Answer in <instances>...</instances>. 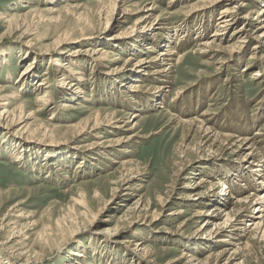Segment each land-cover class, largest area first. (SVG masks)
Returning <instances> with one entry per match:
<instances>
[{"label":"rangeland","instance_id":"1","mask_svg":"<svg viewBox=\"0 0 264 264\" xmlns=\"http://www.w3.org/2000/svg\"><path fill=\"white\" fill-rule=\"evenodd\" d=\"M134 1L140 2V5H133L132 14L129 15L121 28L101 30L99 22L92 20L85 30H82L87 35L75 38L68 43L65 49V56L71 57L70 52L78 47L98 48L102 44V48L103 46L104 49L107 47L106 50L112 52L110 59L118 54L122 56L118 63L113 61L108 63L110 68L115 64L122 65L129 57L138 60L143 56V53L137 52L138 54L134 55L136 52L132 53V50H128V43L118 46L115 43H109L107 38L117 30L133 29L137 19L144 13L145 5L151 2H155L158 6L157 14L165 13V11L170 12L166 15L170 16V23L177 26L174 31L170 29L172 34L169 36V46H178L174 47L176 52L186 54V56L173 68L171 79H169V82H172L164 84L170 86L166 88L168 92H165V95H161V92L156 94L157 99L150 107L138 106L142 109H140L141 118H138L140 129H137L136 132L140 131L139 135L143 137H137L119 148L111 147V151L108 153L110 157L118 161L127 157L132 159L131 167L140 172L136 180L139 181L143 178L138 182L142 183V187H139L140 185L137 183V192H132L136 194L130 197V201H126V198H121V194L118 192L113 198L114 200H110L114 193L113 178L111 177L112 174L113 177L118 176L115 171L118 164L104 158L105 154L101 155V153L87 150L86 145L92 142L94 133L80 136L77 134V127L65 128L61 126L77 123L88 117L101 119L108 111H118L119 118L129 114L130 111H133L131 107L135 105V100L125 99L122 93L119 94L117 86L122 80L129 84L128 82L132 80L135 82L137 78L131 80H125L124 77L111 79L109 75L103 73L105 70L108 71L109 67H95L93 70L92 65L89 64V58L83 61L79 60L80 63L84 62L86 65L85 77L88 81H86L88 96L86 100H79L81 105L77 104L76 107L80 105L81 108L66 111L60 107L62 102L69 101V95H66L58 86L60 77V73L57 71L58 66L54 64L53 60H49V56L40 60L38 55L42 52L39 49L53 48L56 35L59 36L66 28L78 24L76 17L80 12L84 17L86 15L90 18L93 17L97 5L92 4L93 0H0V14H4L6 18L1 19L0 17V86L5 88V93H11V89L15 86L19 88L20 83L16 84L17 79L20 78L23 68L32 61L36 66V73L29 75L31 82L38 85L43 81L44 74L48 75L50 90L53 92V96L55 95L54 107L59 109L55 113L51 108L43 109L39 111L38 115L45 123L60 125L53 138L46 139L50 142L37 144L36 142L23 141L22 145H20L22 138L18 136L20 134L15 135L14 131L8 132L3 127L4 125H0V223L6 224L10 219L16 220V215L21 212L26 215L30 214L31 216L22 221L23 223L32 219L36 222V225L27 232L30 235L28 240H31L30 244L34 242L40 231L43 232V226L55 227L58 224V246L61 245V247L47 252L44 264H189L188 258L191 255L198 259L194 261L195 264H200V261L213 264L215 256L211 260L208 256L221 252L225 247L228 249L238 248L236 257L229 260L227 264H264V241L254 239L253 235L245 237L237 245L228 244L224 240L230 239L235 242L239 235L236 238H231L226 232L216 238H201V233L194 234V231L200 226L202 219L198 223L190 222L183 228V232L176 231L179 223L191 218L200 207L205 210L213 207V202L202 206L194 205L186 200L176 204L173 200L168 201V205L164 209H161L156 203L155 207L163 210L156 221H151V223L147 220V222L138 221L129 225L133 217L129 220L128 218L122 221L118 220L139 197L144 196L146 199L148 195L153 194L157 198L159 194H165L166 190H170L171 184L175 183L173 180L177 178L174 173L178 162L177 148L180 145H189L191 150L189 149L187 156L197 158V147L199 148L202 134L191 129L189 125L179 123L178 120L200 116L205 110L215 114L212 127L218 133L235 135V138L248 136L247 138L252 139L253 137L257 144L255 146L258 150V160H262L261 168L264 167V81L254 75L255 70L264 69V61L250 59L256 40L248 42L246 49L235 54L227 50L199 53L196 51L198 44L203 38V41L211 38L217 23L216 17L225 3L211 6V12L208 9L199 17H190L188 15L190 5L201 2V0H181L179 3L175 1L174 3L173 0H133L130 5ZM240 1L234 0L235 3ZM68 4L79 5L80 8L74 7L68 11L69 13L66 10L58 13V27L52 25L39 27L38 36L40 39L36 37L33 39L32 49L34 50L32 51L27 40L35 35L26 39L23 35L24 27L22 30H18L17 24L31 23L32 16L35 17L34 20H37V14L45 17L48 14L47 8L56 6L63 9L69 6ZM260 4L261 0H255L240 12L245 13L252 9H258ZM32 10H35L36 13L32 14ZM39 10L43 12H37ZM59 19L62 20L61 23ZM251 22H254L255 25L259 23L255 20ZM177 23H181L183 26L189 24L190 28H186L188 32H183L185 28L180 27ZM241 23L242 21H238L236 25L227 29L224 36H230L233 29ZM201 27H205V36L200 34ZM42 35L45 37H41ZM135 39L133 41H137L139 38ZM151 41L153 40H144V46L149 45ZM164 46L166 44L162 43L160 47L156 48V52L152 53L158 54L159 48ZM261 51L264 53V47ZM154 55L151 54V56ZM7 58L9 61H4ZM61 59L63 61V56ZM224 61L225 63L221 64ZM244 68L246 71H243ZM72 79L73 76L69 78V81L75 82ZM114 80L116 81L112 86L111 81ZM159 82L154 79V81H144V84L146 87H151L158 85ZM36 92L33 89L21 90L18 96L20 99L15 104L22 101L32 103ZM145 96L147 94H138L135 97L144 101ZM124 103L128 105H124ZM107 126L99 129L100 134L104 135L103 140L132 133L131 130L126 129L129 126H126L123 134H119V132L110 134L106 130ZM6 142L10 146L18 145L15 147L17 150L14 152L4 150L3 145ZM219 145L220 143H218ZM126 147L130 148L132 153H124ZM46 156L48 160L45 159ZM83 156L86 157L83 158ZM211 156L195 161L185 171L184 175L186 176H182L176 181V192L193 190L195 187L184 186L187 183L193 184L199 182L201 178H206L208 182L203 185L205 189L200 186L196 191L204 189L208 195L215 191V197L220 198L222 196L219 193L223 190L221 180H226V176L235 181L234 183L228 182L232 183L230 185L233 192H236L235 188H242L241 191H238L241 196L253 191L257 186H262V178H259L257 171H249L240 162L238 156L231 153L230 150L219 157L210 158ZM16 157H19V160ZM206 161L210 163L208 164ZM204 165H208L210 168H206ZM192 168L196 169L195 176L187 173ZM234 173L236 178H234ZM189 175H191L190 178L187 177ZM255 178L257 179L255 180ZM236 181L240 182L236 183ZM212 183L217 185L212 188ZM233 195L235 196L233 200L236 201L237 193ZM234 206L235 203H231L227 205V209L232 210ZM173 209L183 212L181 215H177V218L172 219V216L167 214ZM251 210L252 206L248 208L247 213ZM4 217H6L5 221ZM93 217H96V220L92 223ZM116 226H120L122 229L115 237L104 233L106 228L114 229ZM77 230V233L71 235L73 231ZM241 232L243 231L239 233ZM8 233L7 230L0 232V264H7L8 260L12 264H25L24 257H13L1 246L3 243L6 244ZM14 238L21 239V237ZM125 240L132 241L130 248L121 244ZM136 242H141L152 250L151 257H149L153 260L152 262L146 263L145 259L147 258L143 259L132 251ZM80 251L85 254L83 259L75 254ZM229 254L223 255L218 263L224 264L228 261ZM180 257L181 259H178ZM77 258H79V263L76 262Z\"/></svg>","mask_w":264,"mask_h":264},{"label":"bare ground","instance_id":"2","mask_svg":"<svg viewBox=\"0 0 264 264\" xmlns=\"http://www.w3.org/2000/svg\"><path fill=\"white\" fill-rule=\"evenodd\" d=\"M131 1L133 0H93L92 4L97 5L96 10L94 11L93 17H89L84 15L80 12V14L76 17L78 19L77 25L73 27L66 28L59 36L56 35L53 48L47 49H39L42 52L38 53L39 59L46 58L49 56V60H53L54 64L57 65V71L60 73L59 77V88H61L66 95H69V101H64L61 103V107L63 110L72 111L76 110L77 108H81L82 106L80 103V99H85L88 96V92L86 91V81L87 78L85 77L86 73V65L85 63H80L79 60H84L89 58V64L92 65V69L94 70L95 67L102 68V67H109L107 64L110 62H116L121 60L122 56L118 54L113 59H110V54L112 53L110 50L102 48V44L100 47L94 48L88 46L87 48L78 47L70 52L72 55L71 57H66L65 49L67 48L68 43L74 40L77 37H84L87 33L82 32L85 30V27L89 25L92 20H97L99 22V29L101 30H113L118 29L123 26V24L129 18V15L132 14L133 10L131 9L134 4H139L140 2L134 1L132 5H130ZM154 1V0H153ZM179 3L181 0H173V2ZM255 0H241L238 3H235L234 0H201V2L194 3L190 5L188 10V15L190 17H199L203 15V12H207L208 9L212 10L211 6L218 5L220 3H225L220 11L219 15L216 17L217 23L215 24V31L211 35V38L208 40L201 41L198 44L197 50L199 53H207L212 50L215 51H229L232 54L239 52L242 49H246L247 43L252 41L253 39L256 40V43L253 45L252 53L250 55V59H256L260 61H264V53H261L264 47V0H261L260 8L252 9L248 12L241 13L244 8L251 5V2ZM174 2V3H175ZM69 5V4H68ZM171 4L169 5V7ZM74 7L80 8L79 5H69L65 8H59L56 6H52L47 8L45 17L36 15L37 20H34L35 17L32 16L31 23L22 22L23 24H17V29L22 30L25 29L23 35H25L26 39L29 37L33 38L27 40L28 44L30 45L29 48L33 51L32 45L34 44V38L40 39L38 36V28L41 26L49 27L57 26L58 27V13L62 10L71 11ZM146 7V8H145ZM144 13L137 19L135 22V27L133 29H122L117 30L115 33L110 35L107 40L109 43H115V45H123L127 44L128 50H132V53L136 52L134 55L138 53H143V56L140 57L138 60L132 59L131 57L127 58L125 62L120 64H115L112 66L108 71H104L109 75L111 79H119L120 77H124L126 80H131L133 78H137L140 80H132L126 84L124 80L121 83H118V92L125 99L135 100V105L131 107L133 111L129 114H125V116L119 118L118 111H108L106 115L101 119H91L88 117L86 120H80L77 123L68 124L65 128H69L70 126L77 127V134L83 136L84 134H93L94 139L92 142L86 145L89 151H95V153H101L104 158L111 160L113 163L118 164V167L115 169L116 173L118 174L117 177L113 178V196L110 200L116 197V194H121V198H126V201L130 199L131 196H134L137 192V185L141 186V181L139 179L136 180L138 177L137 175L140 173L138 170H134L131 167L132 159L129 157L122 159L120 161L116 160L109 156V152L111 151V147L119 148L125 143L134 140L137 137H143L139 135L141 133L136 132L137 129H140V122L139 117L141 118L140 109L142 107H138L139 105H145V107H150L154 104V100L157 99L156 94L161 92V95H165V92H168L166 89L170 87L169 85H164L169 82L171 79L173 68L176 66L180 60L186 56V54H179L174 49L175 46L170 45L169 36L172 34V31L177 29V26H174L173 23L171 24L170 16L166 15L170 12L165 11V13L157 14L156 12L159 10L158 6L155 2H151L148 5H145ZM202 7V8H201ZM75 8V9H76ZM257 8V7H256ZM33 11V10H32ZM31 11V12H32ZM39 10L37 12H40ZM43 12V11H42ZM36 13L35 10L32 14ZM62 13V12H61ZM69 13V12H68ZM72 13V12H71ZM76 13V12H73ZM201 13V14H200ZM242 14V15H241ZM28 16V15H27ZM205 16V15H204ZM1 19L5 18L4 14H0ZM6 19V18H5ZM26 18L24 19V21ZM60 20V19H59ZM71 20V19H70ZM69 20V21H70ZM75 20V19H74ZM242 21L241 25L235 27L233 32L230 36H224L227 29L233 27L237 24L238 21ZM259 22L255 25L254 22ZM22 21V20H21ZM64 21V20H63ZM62 20H60V23ZM173 22V21H172ZM182 28H185L183 32H188L186 28H190L189 24L183 26L181 23H177ZM201 26V25H200ZM199 26V27H200ZM203 28V29H202ZM205 27H201V36H205ZM170 29H172L170 33ZM179 29V28H178ZM180 30V29H179ZM57 31V30H56ZM54 32V31H53ZM79 35H78V33ZM37 33V34H36ZM46 34V33H44ZM43 34V35H44ZM41 37H45V36ZM55 35V32H54ZM53 35V36H54ZM78 35V36H76ZM181 37H184V35ZM53 38V37H52ZM135 38H139L135 41ZM201 38V37H200ZM133 39H135L133 41ZM200 40L199 38H197ZM151 41L149 45L144 46L143 41ZM132 41V42H131ZM155 41V42H154ZM96 43V42H95ZM162 43H165L166 46L163 48H159L158 54L154 55L152 52L156 50V48L160 47ZM177 43V42H176ZM105 44V43H104ZM182 44V43H181ZM126 46V45H125ZM173 46V48H172ZM96 47V46H95ZM168 47V48H167ZM178 47V46H177ZM175 47V48H177ZM143 49V50H142ZM158 51V50H157ZM138 52V53H137ZM156 52V51H155ZM41 54V55H40ZM154 55V56H151ZM60 56V57H59ZM63 56V61L61 59ZM8 60L9 58L5 59L4 61ZM3 61V62H4ZM52 61V62H53ZM2 62V63H3ZM221 62V64H224ZM6 64V63H5ZM32 61L23 68L20 78L17 79L16 84L20 83L17 88L16 86L11 89V93H5V88H1L0 86V125H4L5 129L8 132L14 131L15 135H18L22 138L20 145H22L23 141L26 142H36L37 144H44L50 142L46 139L53 138L54 134L58 131V127L60 125H52L45 123L39 117L38 113L40 110L43 109H53L54 113L57 109L54 107V96L53 92L50 90V84L48 75L43 78V81L36 85L31 82V77L29 75L36 73V66L33 65ZM230 65V64H229ZM38 66V65H37ZM1 71V70H0ZM246 71V68L243 69ZM102 72V71H101ZM255 77L264 81V69H257L254 73ZM73 76V81L70 82L69 78ZM161 78V79H159ZM99 79V78H98ZM157 79L159 82L158 85L146 87L144 81H154ZM173 79V78H172ZM114 81H111V85L114 86ZM88 82V81H87ZM172 82V81H170ZM170 82L168 84H170ZM108 83V82H107ZM106 83V84H107ZM110 86V85H109ZM108 86V87H109ZM88 87V86H87ZM125 88V89H124ZM35 90L37 91L32 98V103H28V101H22L17 104L18 96L20 95L19 92L21 90ZM153 90V91H152ZM155 90V91H154ZM138 94H147L145 96V100L137 99L135 96ZM149 95V96H148ZM127 97V98H126ZM144 98V97H143ZM56 99V98H55ZM149 102V103H147ZM145 103V104H143ZM147 103V104H146ZM77 104H80L79 107H76ZM124 105H128L124 103ZM135 109V110H134ZM59 110V109H58ZM60 114V113H58ZM127 115V116H126ZM215 114L205 110L202 112L200 116L192 117V118H185L178 120L179 123L189 125L191 129L199 132L202 134V139L200 140L199 148L197 147V158H190L188 157V151L190 149L189 145L182 144L177 148V168L174 173L177 178L173 180V185L171 184L170 190H166L165 194H159L156 197L153 194L148 195V197L142 196L139 197L135 202H133V206L128 207L127 211L124 213L123 216L118 218L119 221L131 219L129 225L135 222H147L149 221H156L162 214L161 209H164L168 205V201H173L176 204L183 202L184 200L190 201L194 205H202L206 206L213 202V207L208 209H202L201 207L196 210L193 216L183 220L181 223L178 224L176 231L183 232V228L190 224V222L198 223L201 219L200 226L194 231V234L201 233V238H216L223 232L229 234L232 238H236L235 242L229 240H224L228 244L234 243L235 245L242 242L245 237L249 235H253L254 239H259L264 241V167L261 168L262 160H258V150L255 146L256 141L252 137L251 138H235L230 134H220L215 131L212 127V120ZM33 121V122H32ZM122 122V123H121ZM107 126L106 130L108 133L119 132V134H123L125 131V127L127 130H131L132 133H128V135L124 136H115L117 138H112L108 140H103L104 135L100 134V128L103 126ZM118 134V133H116ZM115 135V134H114ZM189 135V134H188ZM244 137V136H243ZM256 137V136H255ZM259 142V141H258ZM218 143L220 145L218 146ZM207 145V146H206ZM257 145V144H256ZM4 150L8 152H14L17 149L15 148L18 145L10 146L7 142L4 143ZM196 146V145H195ZM193 149V148H192ZM22 150V147H21ZM101 150V151H100ZM191 150V149H190ZM230 150L231 153L234 155L236 154L238 158L241 160L240 162L245 165L249 169V171H257V175L261 179L262 186H257L253 191L241 196L238 191H241L242 188H235L236 192H233L231 188L232 183L228 182H235L231 180L228 176H226V180H221V184L223 185V190L219 193L222 197L217 198L215 197L216 192L214 191L212 194L208 195L204 192V183L208 182L206 178H201L199 182H195L193 184L187 183L184 187H195L193 190H185L176 192V181L179 180L180 177L186 176L184 174L185 171L193 165L195 161H199L201 159H207L211 156L212 157H219L224 155V153ZM20 151V150H19ZM130 148L124 149V153H132L130 152ZM196 151V150H195ZM90 155V154H89ZM50 156V155H49ZM86 156H83L85 158ZM193 157V156H192ZM19 160V157H16ZM32 159V158H30ZM47 156H46V158ZM47 163V162H46ZM56 163V162H54ZM206 163H210L207 162ZM260 166V168H258ZM206 168H210L208 165H204ZM59 168H61L59 166ZM65 172V171H63ZM242 172V171H241ZM51 173V172H50ZM187 173L196 175V169H193ZM259 173V174H258ZM64 174V173H63ZM235 174V173H234ZM250 174V173H249ZM253 174V173H252ZM251 174V175H252ZM191 175L187 177H191ZM240 175V173H239ZM67 176V174H66ZM236 178V174L234 175ZM228 177V178H227ZM253 177V176H252ZM223 178V179H224ZM241 178V177H240ZM249 178V177H248ZM239 179V178H238ZM257 178H255L256 180ZM236 180V179H235ZM260 181V180H259ZM240 182V181H236ZM258 182V181H257ZM138 183V184H137ZM207 184V183H206ZM244 184V183H243ZM217 184L212 183L211 187H215ZM204 188L203 190H197L199 187ZM252 187V185H250ZM234 188V187H233ZM248 188V187H247ZM210 189V188H209ZM246 189V187H245ZM140 190V189H139ZM247 190V189H246ZM251 190V189H250ZM249 190V191H250ZM209 191V190H208ZM248 191V190H247ZM118 192V193H117ZM238 198L236 201L233 199L236 194ZM241 196V197H240ZM144 198V199H143ZM109 200V201H110ZM114 200V199H113ZM108 201V202H109ZM130 201V200H129ZM107 202V203H108ZM156 203L160 206L157 209ZM235 203V206L232 210L227 209V205ZM252 206L251 212H248V208ZM155 207V209H154ZM236 207V208H235ZM182 210L173 209L168 212L167 215L172 216L171 218H177V215L182 214ZM31 216L30 214H24L23 212L16 215V220L12 221L11 219L8 220L7 223L4 224L3 222L0 223V232L2 230L9 231V235L7 238L6 244L3 243L1 246L9 253V255L13 257L22 256L26 263L25 264H44L45 258L47 257V252H51L53 249H58V224L55 227L51 226H43V232L40 231L38 236L35 238L34 242L30 244L29 238L30 235L27 233L29 229L36 225L35 220L28 219L22 223L23 219L26 217ZM70 217V216H69ZM92 223L96 220V217H93ZM78 219V218H77ZM248 219V220H247ZM6 217H4V221ZM147 220V221H146ZM245 225L242 226V224ZM59 223V222H58ZM61 227V226H60ZM41 229V230H42ZM122 227L116 226L113 228H106L104 233L107 235H118ZM61 230V228H60ZM240 231H243L239 233ZM62 232V230H61ZM77 231H73L71 235L77 233ZM14 237H21V239H15ZM110 237V236H109ZM229 238V237H228ZM13 239H15L13 241ZM250 239V238H249ZM248 239V240H249ZM65 241V240H63ZM252 241V240H251ZM121 242V244H125L128 248L132 246L131 240H125ZM10 243V244H9ZM64 243V242H63ZM137 243V242H136ZM62 244V243H61ZM248 244V243H247ZM255 244V243H254ZM249 246V245H248ZM237 249L227 248L225 247L221 252L217 254H210L208 258L211 260L213 256H215V260L212 261L213 264H219L218 261L223 255L229 254L228 261L224 264H227L229 260L233 259L237 255ZM130 251V250H129ZM134 253H137L139 257L147 258L146 263L152 262L153 260L149 259L152 254V250L147 248L143 245V243L138 242L133 250ZM76 255L83 259L84 253L83 251L76 252ZM188 256L187 254H184ZM1 256V255H0ZM6 260L8 258L5 255ZM80 259V260H82ZM178 259H181L178 258ZM5 260V261H6ZM198 259L194 256H190L188 258L189 264H195L194 261ZM79 263V258H77L76 262ZM81 263V262H80ZM7 264H12L10 260L7 261ZM200 264H211L209 262L201 263Z\"/></svg>","mask_w":264,"mask_h":264}]
</instances>
